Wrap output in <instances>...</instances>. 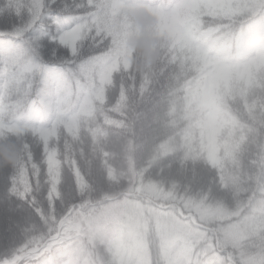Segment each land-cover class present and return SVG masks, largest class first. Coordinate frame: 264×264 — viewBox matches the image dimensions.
Wrapping results in <instances>:
<instances>
[{
    "label": "trees",
    "instance_id": "1",
    "mask_svg": "<svg viewBox=\"0 0 264 264\" xmlns=\"http://www.w3.org/2000/svg\"><path fill=\"white\" fill-rule=\"evenodd\" d=\"M137 1L172 13L169 25L156 19L166 42L154 57L121 48L99 0H80L71 53L45 47L39 60L25 42L48 0H0V259L49 238L75 201L153 183L187 212L240 210L252 233L229 254L264 264V0H198L191 12L188 0ZM128 15L130 37L139 27ZM147 232L149 264H166L159 231ZM95 245L99 264H122L105 240ZM212 260L189 264H233Z\"/></svg>",
    "mask_w": 264,
    "mask_h": 264
},
{
    "label": "rangeland",
    "instance_id": "2",
    "mask_svg": "<svg viewBox=\"0 0 264 264\" xmlns=\"http://www.w3.org/2000/svg\"><path fill=\"white\" fill-rule=\"evenodd\" d=\"M99 3L103 9V22L107 26L118 28L121 48L126 45L130 34V9H134L136 14L146 12L154 20L161 19L162 23L167 22L168 25L171 21L172 13L160 5L155 7L148 3L145 7L137 0H99ZM185 4L191 12L199 3L198 0H188ZM83 33L81 26L78 37ZM189 209L194 219L184 215L189 212L182 203L153 183H139L134 190L124 191L117 196H105L97 202L75 201L67 215L58 221L56 230L52 233L60 236L57 241L65 242L62 245L68 252L67 257L59 264L76 261H79L78 264H99L101 260L95 245L98 238L120 251L122 264H149L147 231L151 224L159 231L166 264H189L202 255L210 261H213V255L214 262L217 263H221L226 255L235 264L236 260L229 254L228 249L238 246L252 233L247 216H242L240 210L229 211L203 203L193 204ZM197 222L204 224V227ZM72 241L76 243L71 245ZM43 242L45 240L22 252L4 257L2 261L18 264L21 260L32 259V256L36 258L49 251H58L59 248L56 247L48 248L53 242L51 238L48 242ZM40 246L43 248L38 250L37 247ZM208 248L213 250L211 256L203 251ZM29 260L26 264H33ZM260 263V258H245V264Z\"/></svg>",
    "mask_w": 264,
    "mask_h": 264
},
{
    "label": "snow or ice",
    "instance_id": "3",
    "mask_svg": "<svg viewBox=\"0 0 264 264\" xmlns=\"http://www.w3.org/2000/svg\"><path fill=\"white\" fill-rule=\"evenodd\" d=\"M45 8L47 13L44 12ZM84 12L85 8L80 0H48L36 18L30 21V35L25 42L28 47L24 49V55L29 59L42 60L45 47H49L53 52L63 48L71 53V46L78 37ZM10 34L11 30L4 33L6 36Z\"/></svg>",
    "mask_w": 264,
    "mask_h": 264
},
{
    "label": "clouds",
    "instance_id": "4",
    "mask_svg": "<svg viewBox=\"0 0 264 264\" xmlns=\"http://www.w3.org/2000/svg\"><path fill=\"white\" fill-rule=\"evenodd\" d=\"M85 12L87 4H83ZM134 22L139 27V32L131 35L127 41V47L139 54L148 57H154V50L157 46H164L166 38L155 33L154 28L158 23L151 15L146 12H138L135 15Z\"/></svg>",
    "mask_w": 264,
    "mask_h": 264
},
{
    "label": "built area",
    "instance_id": "5",
    "mask_svg": "<svg viewBox=\"0 0 264 264\" xmlns=\"http://www.w3.org/2000/svg\"><path fill=\"white\" fill-rule=\"evenodd\" d=\"M52 237H51V239H52V243L51 244H53V243H58L59 241H57V240H59V239H57V238H60V236H58L56 233L55 234H53V235H51ZM50 240V239H49ZM49 240H47V242L49 241ZM45 243V242H44ZM48 244V243H47ZM46 244V245H47ZM42 246V245H41ZM37 247L38 249H40V248H43V247ZM45 246V245H44ZM51 246V245H50ZM50 246L48 247V248H50ZM47 249V248H46ZM30 252H33V251H30ZM29 252V253H30ZM8 263V261H0V264H7Z\"/></svg>",
    "mask_w": 264,
    "mask_h": 264
},
{
    "label": "water",
    "instance_id": "6",
    "mask_svg": "<svg viewBox=\"0 0 264 264\" xmlns=\"http://www.w3.org/2000/svg\"><path fill=\"white\" fill-rule=\"evenodd\" d=\"M185 216H187V217H190V216H191V217L193 218L192 214H190V213H189V214H186ZM199 224H200V223H199ZM200 225H201V224H200Z\"/></svg>",
    "mask_w": 264,
    "mask_h": 264
}]
</instances>
